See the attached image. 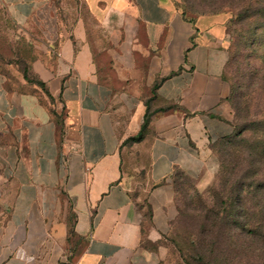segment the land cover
Here are the masks:
<instances>
[{"label": "crops", "instance_id": "1", "mask_svg": "<svg viewBox=\"0 0 264 264\" xmlns=\"http://www.w3.org/2000/svg\"><path fill=\"white\" fill-rule=\"evenodd\" d=\"M180 1L0 0L23 61L0 72V264L167 257L174 173L212 184L231 115V15Z\"/></svg>", "mask_w": 264, "mask_h": 264}, {"label": "rangeland", "instance_id": "2", "mask_svg": "<svg viewBox=\"0 0 264 264\" xmlns=\"http://www.w3.org/2000/svg\"><path fill=\"white\" fill-rule=\"evenodd\" d=\"M180 6L188 11L199 8V0L180 1ZM251 16L239 25H232L228 34L229 47L234 54L233 61L228 64L227 75L232 83L238 86L236 93L238 98L230 101L231 115L228 119L229 132L221 136L212 144L213 152L218 161V169L215 173L213 183L204 190L196 189L191 178L183 176L175 171L174 177L177 186V193L174 198L175 212L171 220L169 230L165 236V245L168 252L162 264H198L201 260L195 249V243L199 237V230L203 220V215L214 205L221 202L223 191L219 187L218 177L221 171V164L225 166L221 177H225L228 183L233 182L242 173L239 166L235 165V156L239 148L235 146L240 136L237 135L241 128L247 126L249 129L243 132L242 136L249 140H258L264 129V0H248L246 3ZM241 8V7H240ZM254 32L251 38L255 40L253 49L244 48L239 44L237 37L238 28ZM17 29L8 18L5 7L0 3V72L6 74L10 64L23 67L18 55L17 39L15 37ZM236 37V40H235ZM238 44V45H237ZM249 44V43H248ZM243 54L247 57L244 59ZM233 85V84H232ZM244 95V96H243ZM237 101H248L242 110L236 111ZM243 104V103H242ZM240 104V106L242 105ZM256 123H258L256 125ZM228 141L231 143L229 144ZM247 153L246 147H241ZM241 152V151H240ZM139 160V159H138ZM147 163L145 157L142 158ZM143 171H135V174L142 178ZM264 175H259L258 179H263ZM228 188V187H227ZM254 252L259 255L261 245ZM236 253V252H235ZM238 256H235L237 259ZM260 259V258H259ZM209 260L206 258L205 262ZM222 264L219 261H213ZM259 260L253 258V264H259ZM247 263H249L247 261ZM233 264V262H231ZM246 264V262H244ZM250 264V263H249Z\"/></svg>", "mask_w": 264, "mask_h": 264}, {"label": "trees", "instance_id": "3", "mask_svg": "<svg viewBox=\"0 0 264 264\" xmlns=\"http://www.w3.org/2000/svg\"><path fill=\"white\" fill-rule=\"evenodd\" d=\"M247 1L248 0H199V8L190 10V13L193 15L188 13V9L187 11L181 7L180 3L179 6L182 13L190 20L203 14L230 13L231 16L227 22V34H229L232 30L230 28L232 25H239L251 16L248 6H246ZM236 28L240 31L237 32L239 44H243L244 48L250 47L253 49L255 40L251 38V35L255 33L249 30H243L239 27H234L233 31ZM246 57L247 56L243 54V58L245 59ZM233 58L234 54H232L228 46V59L225 66L224 77L230 88L228 96L229 102H233L235 98H238V96H236L238 95V93H236L238 86L235 85L234 87V82L232 83L227 75L228 64L230 61H233ZM20 62L23 64L21 58ZM24 76L27 77L26 69H24ZM247 102L248 101H237V103H235L236 111L238 112L245 108L243 106L247 104ZM240 104L242 105L240 106ZM149 116L148 113L145 115V119L138 134L129 137L125 140V143L142 139L149 122ZM251 124H253V121L238 131L237 135L240 136V138L235 143V146L239 148L234 158L236 161L235 165L239 166V171H242V173L235 181L228 183L225 177H221L225 168V166L221 164L218 183L219 187H221V191H223V195L221 196V202L214 205L213 208L209 209L203 215L198 234L199 237L195 243V249L199 257H201L198 264L218 263H214L213 261H219L222 264H231V262H233V264H244V262H246V264H253V258L256 260V256L257 260L260 261L259 264H264V178L258 179L260 174L264 175V129L262 130L263 134L260 139H246L242 134L249 129L248 126ZM257 124L258 123H256V125ZM228 143L230 144L231 142L228 141ZM241 147H246L247 153L243 152ZM176 171L188 177L182 171ZM177 189L175 182L176 193ZM259 245H261L260 253L259 255H255L254 252L259 248ZM235 256H238V258L235 259ZM206 258L209 259L207 262H205ZM247 261L249 263H247Z\"/></svg>", "mask_w": 264, "mask_h": 264}]
</instances>
